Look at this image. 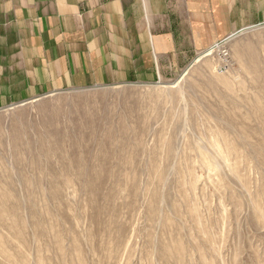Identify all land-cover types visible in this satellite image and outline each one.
Masks as SVG:
<instances>
[{
	"label": "rangeland",
	"instance_id": "obj_1",
	"mask_svg": "<svg viewBox=\"0 0 264 264\" xmlns=\"http://www.w3.org/2000/svg\"><path fill=\"white\" fill-rule=\"evenodd\" d=\"M164 72L0 109V264H264V23Z\"/></svg>",
	"mask_w": 264,
	"mask_h": 264
},
{
	"label": "crops",
	"instance_id": "obj_2",
	"mask_svg": "<svg viewBox=\"0 0 264 264\" xmlns=\"http://www.w3.org/2000/svg\"><path fill=\"white\" fill-rule=\"evenodd\" d=\"M263 23L264 0H0V109L66 89L151 83Z\"/></svg>",
	"mask_w": 264,
	"mask_h": 264
},
{
	"label": "built area",
	"instance_id": "obj_3",
	"mask_svg": "<svg viewBox=\"0 0 264 264\" xmlns=\"http://www.w3.org/2000/svg\"><path fill=\"white\" fill-rule=\"evenodd\" d=\"M212 50L216 51L219 59H220V65L218 66V71L220 72H225L227 71V68L230 66V56H229V51L225 47V42H219L215 44L212 47Z\"/></svg>",
	"mask_w": 264,
	"mask_h": 264
},
{
	"label": "bare ground",
	"instance_id": "obj_4",
	"mask_svg": "<svg viewBox=\"0 0 264 264\" xmlns=\"http://www.w3.org/2000/svg\"><path fill=\"white\" fill-rule=\"evenodd\" d=\"M219 73L223 74L222 72L219 71Z\"/></svg>",
	"mask_w": 264,
	"mask_h": 264
}]
</instances>
